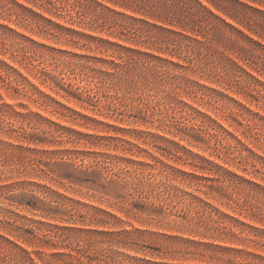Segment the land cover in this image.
<instances>
[{"label":"rangeland","instance_id":"obj_1","mask_svg":"<svg viewBox=\"0 0 264 264\" xmlns=\"http://www.w3.org/2000/svg\"><path fill=\"white\" fill-rule=\"evenodd\" d=\"M75 1L0 0V264H264V49Z\"/></svg>","mask_w":264,"mask_h":264},{"label":"trees","instance_id":"obj_2","mask_svg":"<svg viewBox=\"0 0 264 264\" xmlns=\"http://www.w3.org/2000/svg\"><path fill=\"white\" fill-rule=\"evenodd\" d=\"M115 6L131 10L134 13L141 14L143 16H148L152 19L160 21L162 24H168L179 28L181 31L176 32L170 29H166L162 26L156 24H149L148 22L134 18L131 16H126L120 12H115L109 9L101 2L97 0H76L75 7L79 10L78 12H86L90 6L86 5V2L92 3L96 7L113 14L114 16H120L124 20H130L131 22H139L140 24L152 28H156L158 31L168 32L170 34L180 36L187 40H195L200 43L199 40L187 36L184 32H191L194 35L200 36L207 40V36L210 31L214 35L219 37L225 34L224 30L227 28L231 32L238 34L241 39L246 40L248 43L264 49V46L260 43L249 38L242 31L237 29L235 26L229 24L225 18L215 14L213 10L207 5H210L215 11L221 13L224 17H228L241 25L249 28L256 35L260 36L258 29H263L264 27V0H104ZM203 2H206L205 5ZM111 26L121 29H126L130 34H139V36H145L147 39H153L154 36L149 32H146L143 27L134 28L130 27L127 23L119 22L118 20H109ZM260 26V27H258ZM72 35L78 37H84L92 41H97L100 43H105L110 46H118L112 42L106 40L98 39L96 37H90L85 34L78 33L76 31H70ZM126 49V48H124ZM113 62V61H111ZM246 75H251L245 72ZM256 80V79H255ZM257 82H259L257 80ZM260 83V82H259Z\"/></svg>","mask_w":264,"mask_h":264}]
</instances>
